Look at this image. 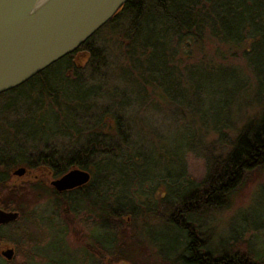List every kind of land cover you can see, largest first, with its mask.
I'll return each instance as SVG.
<instances>
[{
	"label": "trees",
	"instance_id": "trees-1",
	"mask_svg": "<svg viewBox=\"0 0 264 264\" xmlns=\"http://www.w3.org/2000/svg\"><path fill=\"white\" fill-rule=\"evenodd\" d=\"M251 2L255 18L263 23L264 0ZM222 3L223 0H130L101 29L114 28L120 19L128 23L124 31L127 38L124 65L135 74L140 56L149 64L150 52L153 48L156 51L164 48V41L175 50L188 48L193 41L199 42L207 31L218 39L215 17L222 12L216 6ZM262 30L261 26L264 34ZM157 33L159 37L153 45L152 39ZM95 35L24 85L0 95L2 192L19 167L30 170L46 167L54 178L75 168L91 175L90 182L82 187L63 193L52 189L50 194L53 209L65 215L64 227L50 226L54 232H65L68 222L80 214L93 217L87 241L83 242L82 262L63 241H57L58 234L46 247L50 255L45 262L36 261L38 255L32 250L31 254H26L27 251L22 254L23 264H153L148 243L157 247L161 264H264V253L257 251L253 241L236 237L230 246L217 250L212 247L210 232L202 231L198 224L201 218L228 209L232 197L251 174L264 170V107L243 125L229 147L221 145L219 152L209 153L206 177L195 182L185 177L180 168L181 147L193 146L196 123L218 125L224 115V105L211 117L197 116L199 108L192 102L179 114L170 113L168 106L163 120L171 122L174 137L181 129L180 123L190 127V136L175 140L167 183L163 177L155 176L138 187L136 167L144 157V147L137 136V113L146 115L154 108L152 103L144 105L122 97L118 86L113 88L114 84H109L113 91L111 99L101 96L105 86L101 81L110 69L104 52L93 42ZM78 53L89 56L84 67L76 64ZM144 67L141 78L145 85L153 87L154 81L149 76L151 67ZM94 81L101 83L96 92L92 86ZM144 118L146 121L139 118L143 124L140 131L146 138L148 132L144 134L143 129L148 128L149 118ZM29 188L44 191L36 183H31ZM159 188H164L162 195ZM9 195L3 200L0 198V207L19 211L20 218L1 227L0 241L4 240L5 228L19 227L26 219L37 223V216L26 211L18 194L11 190ZM151 226L163 227L169 242L164 244ZM16 235V247L21 253L33 240L25 238L20 231ZM0 264H17V261L0 258Z\"/></svg>",
	"mask_w": 264,
	"mask_h": 264
},
{
	"label": "rangeland",
	"instance_id": "rangeland-1",
	"mask_svg": "<svg viewBox=\"0 0 264 264\" xmlns=\"http://www.w3.org/2000/svg\"><path fill=\"white\" fill-rule=\"evenodd\" d=\"M216 8L222 12L221 16L215 17L220 34L218 39L207 31L199 42L193 41L188 48L175 50L169 42L164 41V48H158V51L153 48L150 52L149 64L140 56L138 73L135 74L129 66L124 65L127 46L124 31L128 24L124 19H120L118 26L115 25L114 28L111 26L101 29L93 38L95 45L104 52L110 69L106 79L101 81L105 84L101 96L111 99L113 91L109 86L114 84L113 88L117 85L122 97H129L138 103L140 101L144 105L152 103L154 108L146 115L139 111L137 113V136L144 147V157L137 162L136 167L138 177L135 182L138 187H142L148 178L155 176L163 177L167 183L175 140H185L190 136V127L185 128L183 123H180L181 129H178L179 133L174 137L175 129L171 122L163 120L168 113V106L170 113L179 114L182 110H187L188 102H192L199 108V112L195 113L197 116L205 114L211 117L224 105V115L218 125L205 126L196 123L193 127V146L181 147L183 151L178 158L180 168L184 170L185 177L195 182H201L206 177L209 153L219 152L221 145L229 147L243 125L256 117L264 107V34L261 33L264 22L261 23L255 18L251 0H223ZM157 37L158 33L152 39L153 45L156 44ZM172 54L174 56L171 62ZM88 57L86 53H78L76 64L84 67ZM144 66L151 67L149 76L154 81L153 87L145 85L144 79L141 78L143 69H146ZM69 76L71 77V74ZM101 83L93 82L94 92ZM143 116L149 118L147 126L145 125L148 128L143 129V132H148L146 138L142 135L143 124L139 119H145ZM15 171L4 191L0 190V198L3 200L9 197V191L14 190L20 201L25 204L26 211L35 213L37 223L26 219L19 227L5 228L2 233L4 240L0 241V258L8 261L1 254L7 249H13L17 264H23L22 254L25 251L26 254H31L33 250V253L38 255L36 261L45 262L46 256L50 255L45 251L46 247L54 241L55 235L59 234L57 241H63L66 248L71 249L73 255L82 262L83 242L87 241V235L93 225L91 214H80L72 222H68L65 232H54L50 226H61L65 215L62 216L52 206L50 194L52 189H55L51 185L55 180L52 171L46 167H37L26 169L23 176H16ZM31 183L42 185L44 191L40 188L30 190ZM159 189L162 195L164 188ZM198 224L202 231L210 232L212 247L217 250L230 246L237 237L253 241L257 251L264 253V170L251 174L246 184L232 197L228 209L201 218ZM151 227L155 228L154 231L159 234L155 235L161 236L164 244L169 242L163 227ZM18 231L24 234L25 238L33 240L23 247L21 253L16 247ZM148 245L154 256L151 263L161 264L157 247L149 243Z\"/></svg>",
	"mask_w": 264,
	"mask_h": 264
},
{
	"label": "water",
	"instance_id": "water-1",
	"mask_svg": "<svg viewBox=\"0 0 264 264\" xmlns=\"http://www.w3.org/2000/svg\"><path fill=\"white\" fill-rule=\"evenodd\" d=\"M130 0H0V95L16 89L75 52ZM26 169L15 171L23 176ZM88 171L73 169L53 180L58 193L88 184ZM20 213L0 209V229ZM12 261L13 249L1 254Z\"/></svg>",
	"mask_w": 264,
	"mask_h": 264
},
{
	"label": "flooded vegetation",
	"instance_id": "flooded-vegetation-1",
	"mask_svg": "<svg viewBox=\"0 0 264 264\" xmlns=\"http://www.w3.org/2000/svg\"><path fill=\"white\" fill-rule=\"evenodd\" d=\"M58 179V178H55V180Z\"/></svg>",
	"mask_w": 264,
	"mask_h": 264
}]
</instances>
